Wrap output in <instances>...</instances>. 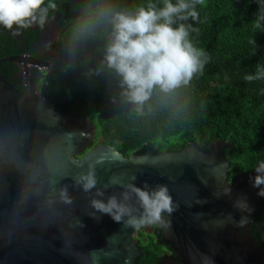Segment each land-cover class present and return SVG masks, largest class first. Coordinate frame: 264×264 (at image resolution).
Masks as SVG:
<instances>
[{"label": "water", "instance_id": "1", "mask_svg": "<svg viewBox=\"0 0 264 264\" xmlns=\"http://www.w3.org/2000/svg\"><path fill=\"white\" fill-rule=\"evenodd\" d=\"M61 50L68 59L59 64L26 53L0 58V65L19 64L26 80L21 91L0 72V130L20 134L21 153L28 159L39 145L53 139H70L75 145L68 156L67 176L57 185L67 186L70 205L59 202L47 186L41 195L22 201L23 177L0 165V264H136L142 254L139 232L156 224L134 229L93 209V198L107 200L113 194L120 198L123 189L109 185L113 176L138 187H168L175 209L162 213L164 223L156 226L161 242L170 245L183 264H264V250L251 233L264 196L254 182L239 186L229 180L225 150L231 143L215 141L208 149L189 143L181 149L156 153L148 149L130 156L101 143L88 149L96 135L93 122L84 114L68 112L63 100L51 104L29 76L32 66L43 69L69 63L70 54ZM100 156L105 162L94 173L103 197H97L95 189L85 193L72 179L87 172ZM238 201L247 207L241 208Z\"/></svg>", "mask_w": 264, "mask_h": 264}, {"label": "trees", "instance_id": "2", "mask_svg": "<svg viewBox=\"0 0 264 264\" xmlns=\"http://www.w3.org/2000/svg\"><path fill=\"white\" fill-rule=\"evenodd\" d=\"M49 3L55 8H48L43 26L34 23L18 29L14 25L9 30L0 25V58L23 53L37 57L34 44L42 29L56 20L60 29L68 25L61 43L70 62L57 74L43 77L38 88L50 81L47 94L53 102L64 99L68 112L84 114L93 122L96 135L88 149L101 143L130 156L148 149L154 153L181 149L189 143L208 149L209 144L225 140L231 143L225 150L231 182L250 175L264 161V76L245 79L264 69V0H204L195 5L196 20H177L174 27L191 25L189 39L205 52L203 68L171 95L154 94L143 113L123 99L118 77L102 63L103 28L83 35L77 30L87 11L98 5L135 12L149 3L162 8L164 0H45L42 7ZM14 65L4 62L0 72L19 89L11 78ZM153 228L159 233L156 225ZM147 237V242L139 241L142 254L136 264H158L160 246L152 234Z\"/></svg>", "mask_w": 264, "mask_h": 264}, {"label": "clouds", "instance_id": "3", "mask_svg": "<svg viewBox=\"0 0 264 264\" xmlns=\"http://www.w3.org/2000/svg\"><path fill=\"white\" fill-rule=\"evenodd\" d=\"M44 3L45 0H0V25L9 30L14 25L18 29L28 28L34 23L43 26L48 8H55L54 3L42 7ZM197 3L203 4L204 0H177V3L164 0L162 8L157 9L155 4L149 3L146 7H138L135 12L120 11L102 4L89 9L79 22L77 31L81 35L91 33L97 27L106 32L102 63L118 77L121 96L135 112L143 113L154 94L168 96L187 85L203 68L205 52L189 39L191 25L179 23L173 26L177 20H196ZM254 24L260 27L258 21ZM261 76H264V69H258L257 75H247L245 79L252 81ZM19 136L13 129L0 130V165L12 167L23 177L19 186L21 200L41 195L47 186L59 202L72 204L67 186L57 188V185L67 176V160L69 153L75 150L74 143L70 139H53L39 145L28 159L21 153ZM104 162L103 156L91 162L87 172H80L72 178L74 184L85 193L95 189V195L103 197L104 191L97 187L94 169ZM255 170L258 174L254 178V186L260 188L258 194L264 196V187H260L264 185V161L259 162ZM132 180H135L134 176ZM109 185L123 189L120 198L115 194L107 200L93 198L91 206L128 227L162 225V213L171 214L175 209L169 189L164 184L154 188L147 185L138 187L113 176ZM48 202L53 201L49 198ZM238 206L247 207L239 201ZM243 223L242 220L241 225Z\"/></svg>", "mask_w": 264, "mask_h": 264}, {"label": "flooded vegetation", "instance_id": "4", "mask_svg": "<svg viewBox=\"0 0 264 264\" xmlns=\"http://www.w3.org/2000/svg\"><path fill=\"white\" fill-rule=\"evenodd\" d=\"M68 27L65 26L64 28L60 29L59 26V22L58 20H56V24H53V22L51 21V23H48V25H46L41 33H40V38L39 40L34 44L36 46V48L38 49L37 54L38 56L36 57L37 59L43 61V62H47V63H54V64H59V63H63L65 62L68 57L67 55L64 53V51H62L61 49L66 50V48L62 45L61 43V36L64 33V31L62 32V30L66 29ZM60 35V37H59ZM60 38V46L58 44V39ZM67 51V50H66ZM68 52V51H67ZM69 53V52H68ZM70 55H69V62H70ZM15 64V63H14ZM68 64V63H67ZM65 64V65H67ZM65 65L62 66H49L46 67L44 69H40L38 67L32 66L29 68V76L31 77L34 86L37 88V90L39 89L38 86L40 85L41 81L43 80V77H45L46 75H49L50 73H54L57 74L59 72V69H61L62 67H64ZM16 70L14 72H12L11 74V78L14 80V84L21 90H24V85L26 84V80L25 77L23 75V72L21 71V68L19 66V64H15L14 65ZM49 84L50 81L44 83V86L39 89V91H41L42 93H44L45 95L48 96L49 101L51 104H58L60 102L56 101L53 102V100L51 99V97L47 94L48 92V88H49ZM64 102V99H62ZM226 155V153H225ZM258 173L256 172V170H254V172H252L250 175H246V176H237L235 182L236 185H240V184H246V183H252L254 182V178ZM261 213V215H260ZM260 218L258 220L254 219L252 226H251V233L253 235V237L255 238V240L257 241V243L260 245V247L264 250V202L263 205L261 207L260 210ZM155 225L149 227L147 230L145 231H141L144 234H152L157 242V244L160 246V256L158 259V264H183L180 260L179 255L177 254V252L170 246V245H166L164 243L161 242V231L156 232L154 230ZM252 230H254L256 232V234L254 235ZM139 235L137 237V241H138V245H139V241L143 244L146 240L147 235ZM148 238V237H147ZM144 241V242H143Z\"/></svg>", "mask_w": 264, "mask_h": 264}, {"label": "rangeland", "instance_id": "5", "mask_svg": "<svg viewBox=\"0 0 264 264\" xmlns=\"http://www.w3.org/2000/svg\"><path fill=\"white\" fill-rule=\"evenodd\" d=\"M163 150H165V149H163ZM144 235H147V234L145 233ZM147 240H148V238L146 237V240H144V241L147 242ZM144 241H143V242H144Z\"/></svg>", "mask_w": 264, "mask_h": 264}, {"label": "bare ground", "instance_id": "6", "mask_svg": "<svg viewBox=\"0 0 264 264\" xmlns=\"http://www.w3.org/2000/svg\"><path fill=\"white\" fill-rule=\"evenodd\" d=\"M196 144V143H195ZM200 146V145H199Z\"/></svg>", "mask_w": 264, "mask_h": 264}]
</instances>
